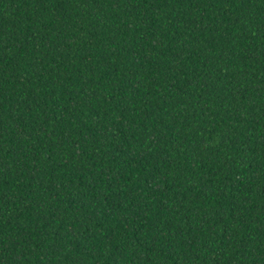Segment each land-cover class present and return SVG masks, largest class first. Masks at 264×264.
<instances>
[{"label":"trees","instance_id":"trees-1","mask_svg":"<svg viewBox=\"0 0 264 264\" xmlns=\"http://www.w3.org/2000/svg\"><path fill=\"white\" fill-rule=\"evenodd\" d=\"M0 264H264V0H0Z\"/></svg>","mask_w":264,"mask_h":264}]
</instances>
